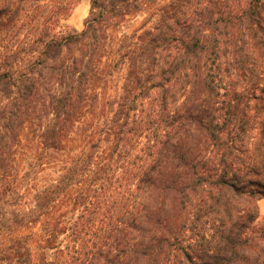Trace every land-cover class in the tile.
<instances>
[{
  "label": "trees",
  "instance_id": "16d2710c",
  "mask_svg": "<svg viewBox=\"0 0 264 264\" xmlns=\"http://www.w3.org/2000/svg\"><path fill=\"white\" fill-rule=\"evenodd\" d=\"M78 2L0 5V264H264V0Z\"/></svg>",
  "mask_w": 264,
  "mask_h": 264
},
{
  "label": "rangeland",
  "instance_id": "374dc122",
  "mask_svg": "<svg viewBox=\"0 0 264 264\" xmlns=\"http://www.w3.org/2000/svg\"><path fill=\"white\" fill-rule=\"evenodd\" d=\"M2 3V0H0V5ZM43 3H41L40 5H42ZM89 12H90V0H80V2H78V4L74 7V9L71 11V14L69 15V17L64 20H60V24L59 26L61 27L60 30L62 31H67L70 33H80L83 28H84V22L85 20L88 18L89 16ZM148 14L146 13H139L138 15H136L135 17L132 18H127L128 21L123 25V27L121 28V33L124 31H127L128 33L132 32L135 29H139L142 28L144 26H150L149 25V21H147L148 19ZM150 20V19H149ZM151 21V20H150ZM23 34H25V32H23ZM12 40V34L11 33H6L1 37L0 40V58L2 55H6L11 56V51L13 49L12 47V42H10ZM9 61V60H8ZM3 90V89H2ZM5 94V91L1 92L0 91V102L3 101V96ZM263 115L264 117V113H260V116ZM253 134H256V132H250L248 134V137ZM255 136V135H253ZM245 142H248L245 141ZM246 146V144H244ZM240 149L245 148L244 146L242 147L241 144H238ZM252 151L248 148L247 150ZM248 157V154L246 155ZM258 207H259V218L260 220L264 217V199L259 200L258 202Z\"/></svg>",
  "mask_w": 264,
  "mask_h": 264
}]
</instances>
